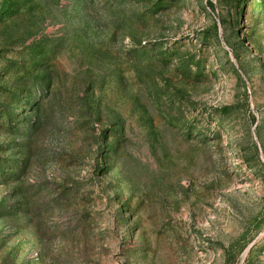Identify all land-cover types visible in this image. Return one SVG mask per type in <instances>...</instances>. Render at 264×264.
I'll use <instances>...</instances> for the list:
<instances>
[{
	"label": "rangeland",
	"instance_id": "rangeland-1",
	"mask_svg": "<svg viewBox=\"0 0 264 264\" xmlns=\"http://www.w3.org/2000/svg\"><path fill=\"white\" fill-rule=\"evenodd\" d=\"M0 264H264V0H0Z\"/></svg>",
	"mask_w": 264,
	"mask_h": 264
}]
</instances>
